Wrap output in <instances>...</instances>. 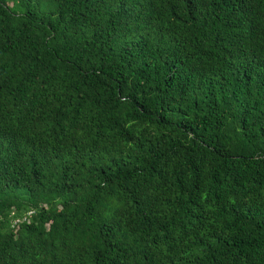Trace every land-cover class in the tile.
<instances>
[{"label":"trees","instance_id":"1","mask_svg":"<svg viewBox=\"0 0 264 264\" xmlns=\"http://www.w3.org/2000/svg\"><path fill=\"white\" fill-rule=\"evenodd\" d=\"M0 264H264V0H0Z\"/></svg>","mask_w":264,"mask_h":264}]
</instances>
